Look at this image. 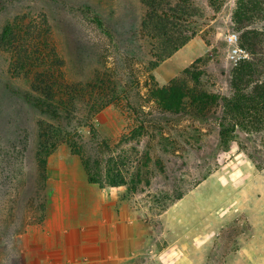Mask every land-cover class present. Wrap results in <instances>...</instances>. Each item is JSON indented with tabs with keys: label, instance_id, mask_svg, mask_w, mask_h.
Segmentation results:
<instances>
[{
	"label": "rangeland",
	"instance_id": "obj_1",
	"mask_svg": "<svg viewBox=\"0 0 264 264\" xmlns=\"http://www.w3.org/2000/svg\"><path fill=\"white\" fill-rule=\"evenodd\" d=\"M193 1L201 11L193 19L198 34L151 70L141 0H0V34L16 17L40 26L46 19L67 82L100 97L96 108L82 98L65 111L42 110L35 102L44 98L9 73L10 56L0 49V247H8L9 257L15 240L42 228L50 215L82 216L87 206L95 223L94 203L103 193L149 222L156 237L168 230L175 236V215L187 213L192 201L176 209L178 202L208 175L237 156L264 166V125L257 133L222 136L221 101L202 114L191 107L170 114L150 95L194 67L207 92L228 97L232 70L251 60L233 24L236 0ZM230 34L249 53L237 65L229 59ZM184 54L189 61L178 65ZM164 214L173 222L167 230ZM224 236L215 247L231 249L235 233ZM216 260L222 264L221 256Z\"/></svg>",
	"mask_w": 264,
	"mask_h": 264
},
{
	"label": "crops",
	"instance_id": "obj_2",
	"mask_svg": "<svg viewBox=\"0 0 264 264\" xmlns=\"http://www.w3.org/2000/svg\"><path fill=\"white\" fill-rule=\"evenodd\" d=\"M181 56L176 61L183 66L189 57ZM189 199L187 213L175 215V236L168 230L156 237L149 222L103 193L94 203L95 223L87 206L82 216L50 215L42 228L15 240L12 257L7 246L0 247V264H216L218 256L222 264H264V166L237 156L176 209ZM65 204L62 211H68ZM168 215L162 216L165 229L173 226ZM227 231L235 233L234 245L216 248Z\"/></svg>",
	"mask_w": 264,
	"mask_h": 264
},
{
	"label": "trees",
	"instance_id": "obj_3",
	"mask_svg": "<svg viewBox=\"0 0 264 264\" xmlns=\"http://www.w3.org/2000/svg\"><path fill=\"white\" fill-rule=\"evenodd\" d=\"M209 1L215 6L216 0ZM141 4L144 9L141 35L149 46L148 64L152 70L196 37L193 19L201 11L193 0H141ZM263 22L264 0H236L233 24L240 35V45L250 52L251 60L232 70L230 96L221 98L207 92L201 84V74L193 72L194 67L183 70L169 83L153 88L150 95L170 114H182L188 107L202 114L221 101L222 136L237 129L246 134L259 132L264 125V26H259ZM0 49L10 56L9 73L29 81L31 90L44 98L35 102L42 110L55 106L57 111H65L82 98L98 105L100 97L95 89L87 94L81 86L65 79V62L46 19L40 26L26 15L16 17L0 34ZM96 80H100L99 73ZM38 161L44 172L45 160L40 156Z\"/></svg>",
	"mask_w": 264,
	"mask_h": 264
},
{
	"label": "built area",
	"instance_id": "obj_4",
	"mask_svg": "<svg viewBox=\"0 0 264 264\" xmlns=\"http://www.w3.org/2000/svg\"><path fill=\"white\" fill-rule=\"evenodd\" d=\"M229 43V59L237 65L241 61L249 58V53L238 44V37L236 34H230L227 36Z\"/></svg>",
	"mask_w": 264,
	"mask_h": 264
}]
</instances>
